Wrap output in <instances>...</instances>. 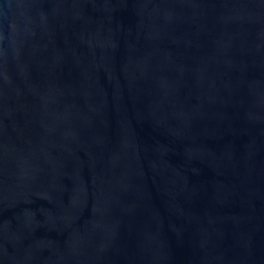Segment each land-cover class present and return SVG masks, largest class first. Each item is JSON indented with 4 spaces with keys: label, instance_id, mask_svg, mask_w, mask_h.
<instances>
[{
    "label": "water",
    "instance_id": "95a60500",
    "mask_svg": "<svg viewBox=\"0 0 264 264\" xmlns=\"http://www.w3.org/2000/svg\"><path fill=\"white\" fill-rule=\"evenodd\" d=\"M0 264H264V0H0Z\"/></svg>",
    "mask_w": 264,
    "mask_h": 264
}]
</instances>
